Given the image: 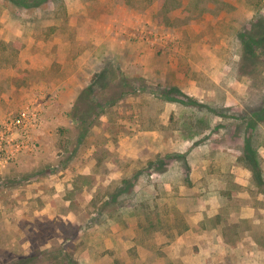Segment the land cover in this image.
<instances>
[{"label": "rangeland", "instance_id": "1", "mask_svg": "<svg viewBox=\"0 0 264 264\" xmlns=\"http://www.w3.org/2000/svg\"><path fill=\"white\" fill-rule=\"evenodd\" d=\"M59 10L0 0V264H264V116L247 125L264 114V34L249 52L242 44L260 36L264 0ZM89 84L106 107L77 141L67 112ZM131 121L173 146L189 138L192 153H175V166L155 163L167 153L118 155ZM247 140L259 184L241 159ZM191 161L204 171L191 177ZM195 176L233 194L216 217L190 218L164 184ZM124 177L134 188L111 197Z\"/></svg>", "mask_w": 264, "mask_h": 264}, {"label": "crops", "instance_id": "2", "mask_svg": "<svg viewBox=\"0 0 264 264\" xmlns=\"http://www.w3.org/2000/svg\"><path fill=\"white\" fill-rule=\"evenodd\" d=\"M131 129L134 132L126 135H122L117 141V145L112 146L115 149V153L120 156L137 158V157H147L149 154H162L168 152L181 153L182 151L192 153V149L185 147L186 144L189 143V138H178L174 139L175 144L173 146L168 141H164L165 137L159 129H135V124L133 121L129 122ZM212 146V145H211ZM214 146H212L213 148ZM184 149V150H183ZM217 149V148H216ZM219 149V148H218ZM164 155V154H163ZM175 166V163H171L168 166ZM232 167H236L237 171L243 173L246 167H243L241 164H232ZM205 168L197 165L194 161L189 162V170L191 172V177L194 172L204 171ZM203 170V171H202ZM233 171V169H231ZM193 172V173H192ZM201 175H203L201 173ZM199 177L200 174H199ZM189 182L183 184H165L168 185L169 190H176L178 195H182L179 197L177 202V208L181 211L185 212L190 218L198 217L199 219L204 218H212L216 217L220 211L222 210V206L224 202H230V198H233V194L229 195L227 190H222L220 185V181L216 182L217 185H213L211 189L205 183L197 181L196 176L194 179L189 178ZM238 185L244 187L246 182L242 179L234 180ZM216 188V189H215ZM231 196V197H230ZM247 209L251 212L254 211V207L252 205H245L241 208V210ZM222 242V241H221Z\"/></svg>", "mask_w": 264, "mask_h": 264}, {"label": "trees", "instance_id": "3", "mask_svg": "<svg viewBox=\"0 0 264 264\" xmlns=\"http://www.w3.org/2000/svg\"><path fill=\"white\" fill-rule=\"evenodd\" d=\"M14 1H16L20 4H24L25 7L27 6V8H33V9L35 7L40 6L42 2L44 3V2L50 1L56 7V10L58 11V15H60V16L65 15L63 10L62 11L59 10V9H62V0H14ZM62 12H63V14H62ZM54 17L59 18L57 16H54ZM64 17L58 19V22L61 23L60 25L63 28H65L68 25L66 22L67 18L66 17L64 18ZM48 29H50L51 31L55 30L54 26H50ZM253 33L255 34L256 32H253ZM253 33H251L250 35H248L245 38H244V35L242 36V38H244V41L242 43L243 44V51L249 52L250 49H252V46H254V48H256L259 44L262 43V39H263L262 35L264 34V27L262 28L261 34L259 37H257ZM132 91H134V90H132ZM189 102L190 103H196V101L194 99H190ZM199 105L200 104H196V106H199ZM105 107H106V104L101 103L100 100L98 99L93 84H89V85L83 87L78 92L73 105H71L69 112H67V115H68V118L70 119V121L78 128L77 129L78 130L77 141L86 137L87 133L90 130V127L94 124L95 119L101 113H103ZM214 116L221 117L220 114H218V113H215ZM263 116H264L263 113L256 114L255 119L247 120V125L251 126V127L254 126L255 121L262 119ZM250 148H251V146H250L249 140H247L245 145H243V148H242V155L243 156L241 159L245 161V163L247 165L246 167H248L252 171L253 175L255 176L256 183L259 184L261 182V180L258 178V171H255L257 164H256V161L254 159V154L250 150ZM174 155H176V154L175 153H167V154H165V156L158 157L154 161H156L155 163L160 162L163 165L168 166L173 162L172 156H174ZM151 163L152 162H150V164ZM154 171L161 173L160 172L161 170H158V169H156ZM120 181H121L120 183H121L122 187L121 188L118 187L115 194H113V193L110 194L111 197H114L123 191H127V192L132 191V189L134 188L135 183L133 180H131V178L124 177ZM103 205H105L104 202H103ZM103 205L101 206V208L103 207ZM148 221H149V219H148Z\"/></svg>", "mask_w": 264, "mask_h": 264}, {"label": "built area", "instance_id": "4", "mask_svg": "<svg viewBox=\"0 0 264 264\" xmlns=\"http://www.w3.org/2000/svg\"><path fill=\"white\" fill-rule=\"evenodd\" d=\"M20 146H21V144H17V146H16V147H17V149H19V147H20Z\"/></svg>", "mask_w": 264, "mask_h": 264}]
</instances>
